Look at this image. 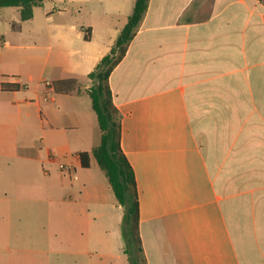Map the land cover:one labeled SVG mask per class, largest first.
Instances as JSON below:
<instances>
[{
    "label": "crops",
    "instance_id": "obj_1",
    "mask_svg": "<svg viewBox=\"0 0 264 264\" xmlns=\"http://www.w3.org/2000/svg\"><path fill=\"white\" fill-rule=\"evenodd\" d=\"M133 6L43 0L25 21L18 7H0L4 225L22 222L31 207L48 213L57 198L70 211L81 205V221L120 220L91 155L100 129L87 74ZM69 78L78 91L53 90V81ZM108 84L134 173L144 264H264V0H148ZM51 235L29 245V232H17V245L0 247V264H120L103 259V246L88 262V235L69 247L50 244Z\"/></svg>",
    "mask_w": 264,
    "mask_h": 264
},
{
    "label": "trees",
    "instance_id": "obj_2",
    "mask_svg": "<svg viewBox=\"0 0 264 264\" xmlns=\"http://www.w3.org/2000/svg\"><path fill=\"white\" fill-rule=\"evenodd\" d=\"M43 0H0V7H18L20 20L32 17L34 7ZM148 0H134V6L126 24L119 32L110 51L103 56L94 69L87 74L91 85L87 89L91 107L96 114L100 129V141L91 150L98 167L104 173L107 182L122 207L124 239L123 253L129 264H144L138 232V200L133 170L120 147V114L113 104L108 78L114 67L121 61L128 44L134 36L135 28L144 13ZM16 86L2 84L1 89L12 91ZM56 93L70 94L78 91L75 79H62L52 82ZM82 167H87L88 153L79 154Z\"/></svg>",
    "mask_w": 264,
    "mask_h": 264
},
{
    "label": "rangeland",
    "instance_id": "obj_3",
    "mask_svg": "<svg viewBox=\"0 0 264 264\" xmlns=\"http://www.w3.org/2000/svg\"><path fill=\"white\" fill-rule=\"evenodd\" d=\"M80 21H84L85 15H77ZM64 181L65 186H69V180L67 175ZM17 190H9L8 195L10 199L15 197ZM30 191L27 189L24 191V195L27 198L30 195ZM42 196V194H38ZM26 210L25 220L18 222L17 220H11L7 225L0 221V247H5L8 245H17L18 240L16 237L17 232H29V236L26 237L25 243L29 245L43 244L46 232L56 233L57 237L50 236V244L57 247H69L76 246L77 244L84 243L85 236L88 235V247L92 253L95 254L94 257L87 259L88 262H96L97 252L100 247L103 246L101 251L108 254L106 258H103L108 263H120L129 264L125 261V256L122 253L124 248V239L122 236L123 222L122 216L123 211L120 216L119 221H112L109 219H103L95 222L87 223L86 221H81V205L76 206V211H70V206L60 199H56L53 205L50 206L49 212L45 211L43 206L37 211ZM29 214V215H28ZM34 215V216H33ZM79 216V218H77ZM37 232L38 235L35 234ZM33 233L35 236L33 237ZM83 237V239H81ZM103 239V242L98 241V239ZM85 261L83 259H79Z\"/></svg>",
    "mask_w": 264,
    "mask_h": 264
},
{
    "label": "built area",
    "instance_id": "obj_4",
    "mask_svg": "<svg viewBox=\"0 0 264 264\" xmlns=\"http://www.w3.org/2000/svg\"><path fill=\"white\" fill-rule=\"evenodd\" d=\"M59 168H60L61 170H63V171L66 170L65 166H63V165H60Z\"/></svg>",
    "mask_w": 264,
    "mask_h": 264
}]
</instances>
